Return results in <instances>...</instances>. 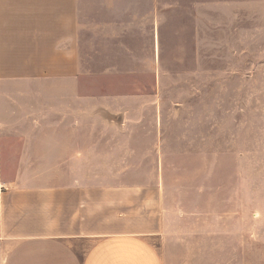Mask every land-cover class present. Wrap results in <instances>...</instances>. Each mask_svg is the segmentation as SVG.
I'll return each instance as SVG.
<instances>
[{
  "label": "crops",
  "instance_id": "obj_1",
  "mask_svg": "<svg viewBox=\"0 0 264 264\" xmlns=\"http://www.w3.org/2000/svg\"><path fill=\"white\" fill-rule=\"evenodd\" d=\"M163 27L162 0H0V264H165L158 168L73 91L135 80Z\"/></svg>",
  "mask_w": 264,
  "mask_h": 264
},
{
  "label": "rangeland",
  "instance_id": "obj_2",
  "mask_svg": "<svg viewBox=\"0 0 264 264\" xmlns=\"http://www.w3.org/2000/svg\"><path fill=\"white\" fill-rule=\"evenodd\" d=\"M162 1L136 79L73 91L109 136L137 138L126 160L158 168L165 264H264V0Z\"/></svg>",
  "mask_w": 264,
  "mask_h": 264
}]
</instances>
